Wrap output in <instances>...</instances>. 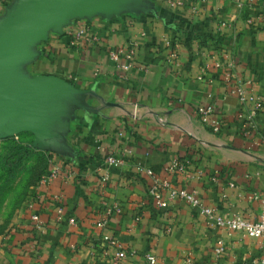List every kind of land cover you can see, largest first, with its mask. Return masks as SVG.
Here are the masks:
<instances>
[{"label": "crops", "instance_id": "obj_1", "mask_svg": "<svg viewBox=\"0 0 264 264\" xmlns=\"http://www.w3.org/2000/svg\"><path fill=\"white\" fill-rule=\"evenodd\" d=\"M118 47L134 50L128 71L108 57ZM30 51L35 57L23 63L26 75L55 77L72 89L58 99L60 146L49 149L63 172L29 197L41 228L32 226L24 207L10 238L0 237V264H112L104 234L117 237L128 254L135 251L117 264H143L146 252L158 264H180L187 254L195 264L261 256L259 239L228 234L180 199L156 208L142 168L196 191L219 213L260 218V203L249 197L264 194V113L256 129L242 131L238 98L229 93L237 81L225 82L213 62L234 63L236 78L249 79L252 92L264 95V0L253 7L230 0H130L117 14L70 19ZM207 104L215 109L204 122L196 111ZM112 153L125 162L102 183L103 161ZM174 160L185 172L165 171ZM54 195L63 202L60 221L48 202ZM107 208L113 215L99 229L94 222ZM219 241L224 252L216 257Z\"/></svg>", "mask_w": 264, "mask_h": 264}, {"label": "water", "instance_id": "obj_2", "mask_svg": "<svg viewBox=\"0 0 264 264\" xmlns=\"http://www.w3.org/2000/svg\"><path fill=\"white\" fill-rule=\"evenodd\" d=\"M128 1L15 0L0 17V139L30 133L33 147L59 148L58 99L72 89L55 77L26 75L23 63L35 57L30 47L72 18L117 14Z\"/></svg>", "mask_w": 264, "mask_h": 264}, {"label": "built area", "instance_id": "obj_3", "mask_svg": "<svg viewBox=\"0 0 264 264\" xmlns=\"http://www.w3.org/2000/svg\"><path fill=\"white\" fill-rule=\"evenodd\" d=\"M240 7H253L258 0H230ZM1 3H8V0H0ZM225 25V23H224ZM81 34V33H80ZM96 39V38H94ZM170 56L176 58V45H170ZM134 50L131 47H118L108 50V57L112 60L121 71H128L130 69V63ZM213 68L222 74V78L225 82H230L231 79H235L236 84L229 88V93L235 95L238 98L240 108L237 111L236 117L239 128L249 133V131L256 129V118L259 113H264V95H256L250 89V80L236 78V65L229 63L224 65L219 59L214 60ZM132 117L138 116V105L134 103L132 105ZM215 106L213 104H207L197 108V115L204 121H208V116L214 112ZM215 132L218 130L215 122H210ZM105 168V176L102 178V183H105L108 179L107 172L110 169H117L124 165V158L119 153H112L105 157L103 161ZM50 170L42 176L39 180L36 188L49 187L52 183L62 174L63 167L61 164H57L50 160ZM165 171L169 174H182L185 172L184 167L177 160L172 161ZM142 172L149 178V186L147 194L151 199L152 204L159 209H167L170 202L180 199L187 203L192 209L196 210L199 215L204 216L209 222L213 223L216 227L224 229L228 234L232 232H240L244 236L251 239H259L262 243L263 251L259 258H249L242 260L241 264H264V194L259 192H253L249 199L250 201H256L260 203L262 207V213L258 220H249L241 214H222L214 209L207 207L200 199L196 191H190L186 187H177L168 178H162L157 175L156 171L150 167H143ZM233 187V184H230ZM56 212L57 219L60 221L63 219V202L59 195H54L48 200ZM36 201H27L25 207L30 211V222L33 227L40 229L42 224L38 209L35 207ZM113 215V211L107 208L101 213L94 222L95 227L99 229H105L109 225V221ZM138 220V218L136 219ZM70 223H74V219L70 218ZM13 230H7L4 239L8 240L12 235ZM110 249H112V264H117L120 261L126 259L128 255L135 254V251H131L129 254L123 248L117 237L104 234L101 238ZM215 256L220 257L224 252V244L219 241L218 246L214 250ZM143 264H158V259L154 253L146 252L143 256ZM180 264H195L194 258L191 254H187L181 260Z\"/></svg>", "mask_w": 264, "mask_h": 264}, {"label": "rangeland", "instance_id": "obj_4", "mask_svg": "<svg viewBox=\"0 0 264 264\" xmlns=\"http://www.w3.org/2000/svg\"><path fill=\"white\" fill-rule=\"evenodd\" d=\"M13 1L0 2V14L2 11L6 12L13 5ZM20 135L0 139V237L2 239L5 238L6 231L14 226L16 219L22 215V210L39 180L51 169L52 153L44 149H40L42 151L39 152L37 151L39 148L35 147L20 165L17 164L21 152L18 151V147H14L16 142L26 143L30 140V137ZM45 164L48 167L42 173L39 167Z\"/></svg>", "mask_w": 264, "mask_h": 264}, {"label": "trees", "instance_id": "obj_5", "mask_svg": "<svg viewBox=\"0 0 264 264\" xmlns=\"http://www.w3.org/2000/svg\"><path fill=\"white\" fill-rule=\"evenodd\" d=\"M20 136H24V135L21 134ZM26 137H31V136H30V134H26ZM14 147H18V151L21 152V155L18 157V159L16 161L18 165H20L22 160L24 158L28 157L32 153V151L34 150V148L32 146V139H30L26 143L17 141L16 145ZM47 167H48L47 164H45L44 166L42 165L41 167H39V170H41V172L43 173L44 170H46ZM42 173L39 175V178L42 175Z\"/></svg>", "mask_w": 264, "mask_h": 264}]
</instances>
